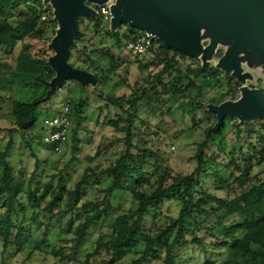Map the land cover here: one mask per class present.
<instances>
[{"label":"trees","instance_id":"1","mask_svg":"<svg viewBox=\"0 0 264 264\" xmlns=\"http://www.w3.org/2000/svg\"><path fill=\"white\" fill-rule=\"evenodd\" d=\"M18 6L24 10L12 21ZM94 10L96 15L77 17L75 46L70 49L68 63L91 73L95 83L86 86L73 80L63 83H75L78 97L68 95L63 108L57 112L68 118L69 129L67 140L58 151L48 145L51 152H61L67 144L72 153L79 149L80 123L88 92L101 93V87L110 79L109 74L116 73L117 67L125 61L122 53L126 44L140 31L129 32L126 24L112 31L110 20L105 21L100 15V6L95 5ZM122 26L126 29L121 31ZM57 28L52 6L43 0H0V53L8 57L18 44L21 46L13 58L12 74L9 78H0V82L9 87H29L33 92L30 101L9 99L13 125L0 126V134L10 135L5 149L0 151V208L3 209L0 214V264L20 252L26 253L25 259L46 253L48 230L55 224L67 237L70 236L61 239L69 246L50 251L61 261L84 253L82 248L91 231L97 226H106L107 231H101L92 249L84 254V264H91L98 258L101 259L99 264H150L153 261L182 264L180 254L188 247L198 248L205 254L203 264L213 263L209 258L212 249L226 251L219 264H264V117L252 122H236L232 126L233 141L227 144L221 138L226 121L237 118L225 117L218 130L212 131L216 119L207 105L237 101L243 84L217 65L192 57V62L182 67L179 59L189 56L165 48L157 39L143 55H132L135 59L147 57L145 63L135 62L140 71L151 72L148 79L152 81L148 80L139 93L134 89L135 83L128 95H102L106 107L120 110L108 125L123 134L122 140H118L122 149L119 148L117 158L109 166L103 169L100 164L87 166L70 189L62 177L55 183L53 176L48 181H40L37 177L44 168L38 158H35L30 173L15 170L7 160L14 134L21 135L31 157L36 155L33 141L37 145L45 144L44 133L35 134L33 130L38 107L61 86L47 95L48 83L54 77L48 64L54 53L49 43ZM211 57H222L220 49ZM123 74H127V70ZM122 81L128 85L125 79ZM210 88L218 90L208 97ZM160 94L185 100L180 106L192 117L196 111H203L213 118L205 130L204 140L197 145L195 167L189 174L172 175L167 167L160 168L157 163L150 165L148 157L154 154L132 144L141 104L148 105L153 98L158 102ZM255 123H259L258 129H254ZM245 133L253 134L254 141L248 138L240 143V137ZM25 135H28L26 140ZM209 144L216 147L210 154L206 153ZM134 149L142 153L135 154ZM99 153L97 147L94 156L87 157L88 161L94 162ZM15 171L20 172L19 178ZM210 178L225 194L223 197L203 189L201 182ZM103 181L108 183L98 190L102 197L81 203L86 188L98 186ZM119 193H128L135 205L113 207L111 200ZM165 200L177 204L179 209L175 217L158 213V206ZM27 210L31 211L29 217ZM43 222V234L35 235Z\"/></svg>","mask_w":264,"mask_h":264},{"label":"rangeland","instance_id":"2","mask_svg":"<svg viewBox=\"0 0 264 264\" xmlns=\"http://www.w3.org/2000/svg\"><path fill=\"white\" fill-rule=\"evenodd\" d=\"M110 1L114 2V0ZM88 5L92 8L95 6L92 4ZM23 10L24 7L18 6L14 10V15L11 20L15 21L18 14ZM125 29V26L121 27V31ZM199 30L200 43L204 49L209 44V38L205 35L208 28L203 25L199 27ZM231 43V38H229V40L221 38L214 52L220 49L223 56ZM20 49L21 46L18 44L15 47L13 54L8 57L0 53V78L10 77L14 70L13 58L18 55ZM113 52L115 53L116 50L114 49ZM245 54L249 56V59L240 64L241 73L247 75V78L242 82L243 86L250 89L255 88L258 90H264V58L255 51L249 49L244 50L240 55L243 56ZM122 57L123 59L125 58V61L117 67L116 73L109 74L110 79L103 87H101V93L100 91H97L96 94L88 92L87 103L83 109L82 121L80 123L79 149L75 153H72L70 144H67L62 148L61 152H51L48 145L43 143L37 145L36 141H33V145H35L36 148V155L35 157H31L28 147H26L23 140H21V135L16 133L13 135V147L7 155V160L12 166H14L15 170L22 169L23 171L26 170L27 173H30L34 167L33 163L35 158H38L44 168V172L37 177L40 181H48L53 176V183H55L59 177H62L63 183L68 189H70L74 186L87 166L100 164L103 169L109 166L110 163L117 158L118 151L122 149L118 140H122L123 134L121 132H115L113 128L108 125V121L114 119L115 114L120 113V110L112 106L106 107L102 95H128L131 93L130 89L133 88L135 83L137 85L134 89L139 93L142 91L143 86L148 80L152 81L151 78L148 79V75L151 72L140 71L138 69V62H135V60L142 63L147 62L146 56L135 59L124 50ZM220 58L221 57H210L203 60L202 52L198 56L193 57V59L209 62L213 65H217ZM179 61L181 66L185 67L192 62V58H180ZM217 67L219 66L217 65ZM219 68L223 72L231 74V72H227L224 68ZM125 70H127V74H123ZM123 79L128 82V85L122 81ZM198 83L201 84L202 81L199 80ZM128 86H130V88ZM1 87H4V89ZM217 90V88H210L207 96H213ZM158 91L161 92V89L158 88ZM150 94V96L153 97L152 93ZM32 95L33 92L29 87L22 88L15 85L9 87L5 83L0 82V126L10 127L13 125L11 103L9 102V99L25 102L30 101ZM68 95L78 97V90L76 84L73 82L62 84L57 92L52 94L47 101L38 107V117L33 133H45V128L43 127L44 119L57 115V112L63 108ZM158 99L159 101L156 102L153 98L148 105L141 104L135 119L132 144L139 147L140 150L148 149L154 154V156L148 157L150 165H152L151 163H157L160 168L167 167L172 175L189 174L195 167L194 154L197 145L204 140L205 130L210 126L213 118L203 111H196L192 117L183 110V107L180 106L185 101L183 99H171L165 94H160ZM236 122H239V120L235 119L226 121L221 138L226 141L227 144H231L233 141L232 126ZM71 127H74V122L72 120ZM258 128L259 123H255L254 129ZM9 138V134H0V151L5 149V145ZM248 138L250 141H254L255 139L253 134L245 133L241 135L239 142L243 143ZM26 139H28V135H25V140ZM69 139L71 140L70 135ZM97 147L100 148L99 156H97L94 162H89L87 157L94 156ZM215 150V145L209 144L208 148H206V153L210 154ZM133 152L135 154L142 153L136 149H134ZM148 169L151 171L152 167L149 166ZM1 171L2 166L0 165V173ZM19 173H15L17 178L20 176ZM107 183L108 181H103L98 186H88L86 188V196L81 203L92 201L97 198L100 199L103 194L98 190L105 188ZM201 185L203 189L211 194L220 197L225 195L221 190L217 189L218 184L215 183L213 178L202 181ZM21 200L24 201V199ZM111 204L113 207L120 205L121 208L135 205V203H132V199L128 193H119L116 198L111 200ZM158 209L160 215L175 217L179 208L174 201L165 200L158 206ZM2 212L3 209L0 208V214H2ZM30 213L31 211L27 210L26 216L29 217ZM25 225H28V223L26 222ZM44 230L45 226L43 222L40 228L35 231V235L41 236ZM101 231H107V227L97 226L95 230L91 231L82 248L84 253H80L73 258L71 257L69 260L61 261L59 260V257L52 255L50 251L51 249L58 250L63 246H69V243H66V241L62 242L61 239H67L70 238V236L67 237L65 233L58 228V225L55 224L53 228L48 230L47 243L44 246L46 253H37L30 259H25L26 253L20 252L13 257L7 258L5 264H84V254L92 249L94 241L97 239ZM225 254V250L220 251L212 249L211 252H209V258L213 262L212 264H219L218 261L220 260V257ZM204 259L205 254L195 247H188L182 250L180 254L182 264H203L205 261ZM100 260L101 259L98 258L97 261H94L91 264H99ZM150 264L159 263L153 261Z\"/></svg>","mask_w":264,"mask_h":264},{"label":"water","instance_id":"3","mask_svg":"<svg viewBox=\"0 0 264 264\" xmlns=\"http://www.w3.org/2000/svg\"><path fill=\"white\" fill-rule=\"evenodd\" d=\"M53 8L58 28L49 43L54 52L48 64L54 77L48 83L47 95L64 82L73 80L86 85L95 83L94 76L68 63L70 49L74 48L77 17L96 15L88 4L100 6L108 0H43ZM110 27L115 31L122 24L129 32H150L167 49L202 59L210 58L221 38L232 39L231 45L220 58L218 66L241 83L247 75L241 73L240 64L249 59L240 54L255 51L264 58V0H114L110 6ZM206 26L209 44L203 49L200 43V26ZM241 97L235 102L209 104L215 115L212 131L218 130L224 118H237L239 122L264 117V91L240 87Z\"/></svg>","mask_w":264,"mask_h":264},{"label":"built area","instance_id":"4","mask_svg":"<svg viewBox=\"0 0 264 264\" xmlns=\"http://www.w3.org/2000/svg\"><path fill=\"white\" fill-rule=\"evenodd\" d=\"M113 4L108 0L106 3L100 5V15L103 20L108 21L111 19L110 6ZM44 19V17H42ZM156 38L150 32L139 31L136 36L126 44V51L133 56H140L146 53L153 44ZM67 112V107L63 109V113ZM43 127L45 133L43 142L46 145L53 147L58 151L62 144L67 140V132L69 129V121L65 115H55L44 119Z\"/></svg>","mask_w":264,"mask_h":264},{"label":"flooded vegetation","instance_id":"5","mask_svg":"<svg viewBox=\"0 0 264 264\" xmlns=\"http://www.w3.org/2000/svg\"><path fill=\"white\" fill-rule=\"evenodd\" d=\"M242 86H243V85H242ZM242 86H241V87H242ZM254 89H255V88H254ZM262 91H264V90H262Z\"/></svg>","mask_w":264,"mask_h":264}]
</instances>
